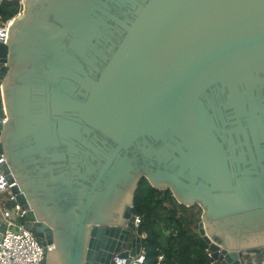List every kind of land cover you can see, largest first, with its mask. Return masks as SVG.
<instances>
[{
	"label": "water",
	"instance_id": "95a60500",
	"mask_svg": "<svg viewBox=\"0 0 264 264\" xmlns=\"http://www.w3.org/2000/svg\"><path fill=\"white\" fill-rule=\"evenodd\" d=\"M21 5L0 167L40 264L128 263L143 178L200 207L214 264H264V0Z\"/></svg>",
	"mask_w": 264,
	"mask_h": 264
},
{
	"label": "trees",
	"instance_id": "16d2710c",
	"mask_svg": "<svg viewBox=\"0 0 264 264\" xmlns=\"http://www.w3.org/2000/svg\"><path fill=\"white\" fill-rule=\"evenodd\" d=\"M20 12L18 0H0V23ZM133 213L140 218L143 260L139 264H214L197 232L198 205L181 204L169 189H156L143 178L134 192Z\"/></svg>",
	"mask_w": 264,
	"mask_h": 264
},
{
	"label": "built area",
	"instance_id": "2783aa9c",
	"mask_svg": "<svg viewBox=\"0 0 264 264\" xmlns=\"http://www.w3.org/2000/svg\"><path fill=\"white\" fill-rule=\"evenodd\" d=\"M22 0H18L21 6ZM12 18L4 23H0V43L5 42L7 26ZM6 120L4 115L1 122ZM3 161L0 155V164ZM25 211L21 209L16 201L15 195L10 191V184L5 179V175L0 167V264H40L43 257V246L39 243L33 233L21 223L16 227L17 216L24 220ZM135 223H140L138 216ZM143 260L142 249L126 264H139ZM115 264H125L116 261Z\"/></svg>",
	"mask_w": 264,
	"mask_h": 264
},
{
	"label": "rangeland",
	"instance_id": "374dc122",
	"mask_svg": "<svg viewBox=\"0 0 264 264\" xmlns=\"http://www.w3.org/2000/svg\"><path fill=\"white\" fill-rule=\"evenodd\" d=\"M1 230H3V227H2V228H0V231H1Z\"/></svg>",
	"mask_w": 264,
	"mask_h": 264
}]
</instances>
